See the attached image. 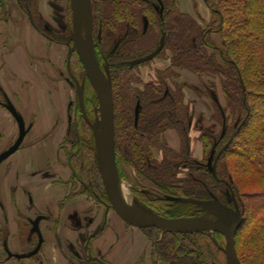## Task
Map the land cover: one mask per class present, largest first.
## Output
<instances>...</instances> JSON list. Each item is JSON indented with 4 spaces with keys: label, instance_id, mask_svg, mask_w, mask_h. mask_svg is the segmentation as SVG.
I'll return each instance as SVG.
<instances>
[{
    "label": "trees",
    "instance_id": "16d2710c",
    "mask_svg": "<svg viewBox=\"0 0 264 264\" xmlns=\"http://www.w3.org/2000/svg\"><path fill=\"white\" fill-rule=\"evenodd\" d=\"M18 1L43 35L51 41L67 42L68 36L49 29L40 17L39 0ZM154 1L163 7L158 17L154 6L144 7L143 0H92L96 56L107 57L114 64L111 74L118 172L129 178L127 169H134L137 181L161 196L155 200L162 204L157 210L166 217H187L196 209L194 203L173 201L168 196L203 200L216 196L225 201L223 192L233 191L237 201L240 198L243 203V223L236 234L239 258L242 264H264V0H206L211 5V19L204 21L205 26L178 10L177 0ZM142 17L149 22L147 29L145 22L141 25ZM71 21L70 18V29ZM152 26L157 31L151 33ZM108 30L114 34L107 35ZM159 33L166 40L156 57L169 51L170 64L157 70L155 80L144 83L134 71L139 64L151 60L134 66L130 62L155 51L160 43L151 48L144 39L150 34L158 37ZM213 33L220 35V43L214 40ZM117 37L122 49L112 54L109 46ZM175 69H188L200 78L210 79L213 89L217 87L215 78H219L226 98L225 105L219 99L212 105L221 132L200 130L203 161L192 155V118L183 84L178 82L181 76ZM88 81L86 87L90 88ZM119 83L125 86L120 94L116 92ZM87 88L85 109L78 104L63 142L67 146V164L73 172V190L80 185L70 196L83 194L97 200L99 195L109 204L96 159L94 131L87 120L92 117ZM139 100L141 111L136 126ZM171 128L179 134V150L170 147L164 137ZM211 154L217 177L211 172L207 176L197 174L193 167L190 178L179 176L184 165L204 166ZM239 174L246 178L241 179ZM141 229L156 243L158 259L163 264H222L225 254L208 232L167 231L159 238L157 227Z\"/></svg>",
    "mask_w": 264,
    "mask_h": 264
},
{
    "label": "crops",
    "instance_id": "0c3cea01",
    "mask_svg": "<svg viewBox=\"0 0 264 264\" xmlns=\"http://www.w3.org/2000/svg\"><path fill=\"white\" fill-rule=\"evenodd\" d=\"M68 9L69 0L38 1L47 27L69 39ZM212 36L221 42L218 33ZM69 55L68 43L43 35L18 0H0V94L16 99L15 107L28 126V149L0 174V264H160L154 243L139 227L86 195L70 196L79 190H73L71 169L64 163L61 170L49 167L70 124ZM179 73L188 84L186 99L201 128L220 133L222 126L201 92L205 78L188 69ZM4 104L0 97L1 126L9 114L16 121ZM195 133L192 155L199 160L204 149ZM165 138L172 148H180V137L172 129Z\"/></svg>",
    "mask_w": 264,
    "mask_h": 264
},
{
    "label": "rangeland",
    "instance_id": "374dc122",
    "mask_svg": "<svg viewBox=\"0 0 264 264\" xmlns=\"http://www.w3.org/2000/svg\"><path fill=\"white\" fill-rule=\"evenodd\" d=\"M90 2L92 4V0H90ZM212 2H213V0H212ZM177 3H178V0H177ZM187 4L189 5L188 8L186 6ZM209 4L210 3L206 4V1H204V0H182L181 4H180V2L178 3L177 9L180 10L181 12H184V13H186L185 11H187V10H193L192 14H190V15L192 17H194L195 19H197L198 21H200L201 24L203 23V25L205 26L204 20H207V22H209L210 19H211V10H210V6L211 5H209ZM148 5L154 6V8L156 9L157 17H158L159 14H161V8H160L159 2L154 1V0H143V6L146 7ZM68 10H69L68 11V15H69L68 17H69V21H70V18L72 20V12H71L70 0H69V9ZM92 10H93V7H92ZM208 11H209L210 15H209V19H206V17L208 16ZM38 13H39V11H38ZM204 17H205V19H204ZM145 19H146V17H142L141 18V20H140L141 21V25H143V22L145 21ZM69 25H70V22H69ZM93 25H94V18H93ZM148 27H149V23L147 25V28ZM145 28H146V24H145ZM71 29H72V21H71ZM71 29L69 28V32L71 31ZM84 30H85L84 32L86 33L87 32V28H85ZM154 30H155V27L152 26L150 32L152 33ZM155 31H157V30H155ZM54 32L58 33V34H61L60 32H57V31H54ZM100 32H101V36H102V30H99V37H101L100 36ZM155 33H157V32H155ZM106 34L107 35L109 34V36H110V34H114V32L108 30ZM218 37L219 36H216V35L214 36V38H216L218 40L217 42H219V38ZM162 38H160V33H159L158 37H154L153 34H150L144 40L147 41L148 45L152 48L153 45L161 43ZM73 44L74 43H71V47L72 48L74 46ZM117 44H118V46H117L116 50L114 51V48H115V46ZM93 45H94V49L96 51L95 34H94ZM109 47H110V53H112V54L113 53L116 54L117 51H120L122 48L120 46L119 37H117L112 43H110ZM167 56H169V51H167L166 55L165 54H163L162 56L159 55L158 57H155V58L151 59V61L146 63V64H141L140 65L139 63L142 62V61L138 62L140 59L131 61L130 64L132 66H134L136 63L139 64L138 68L134 71V73H135V75L137 73L140 74V77L143 80V82L147 83V82H151V81L155 80V78L157 76V70L165 69L170 64L169 58H167ZM105 58H107V57H104L103 59L101 57V58H98V60L101 61L100 62L101 64H104ZM67 63H69V66L66 67V71H67L66 74L68 75L69 68H70L71 69L70 73H72L74 75V77L76 78V80H77V81L73 80V86L72 87H68L66 85V89H68L66 94H69V97H68V116L71 118V121H74L75 113H76L78 104L80 105V107L82 109H85V90L87 88L86 87L87 86L86 81L88 79L89 80L88 82L90 83L89 85H92V87H90L91 89L89 87L87 88V92H88V96L87 97H88V101H89L90 106H91V110L90 111L92 113V117L91 118L88 117L87 120H88V122H89V124H90V126L92 128V124H94L97 120L100 119V101H101V96L98 93V89H97L96 85L93 83V81L90 79V77L86 73V70H85V68H84V66H83V64H82V62L80 60L79 54L77 53L76 50L73 52V54H71L70 57H68ZM131 65H129V66L132 67ZM113 66H114V64H111V68ZM175 70L177 71V73H179L180 69H175ZM179 75H180V73H179ZM125 77H126V75H125ZM69 78H70V75H69ZM70 79H72V78H70ZM214 81L216 82V85H217L216 89H213L211 87L210 79L205 78V85L204 86L206 88H205V90H202L201 92L204 93L205 97H208V101L211 104V106L213 105V102L216 99H219L220 102L223 105H225L226 104V98H225V96L223 94L222 85L220 83V80H219V78H215ZM178 82L183 84V89L182 90H183V92L185 94V90H186V87H188V84L185 82V85H184V82L182 81L181 77H180V79H178ZM137 86H139V85H137ZM190 87L195 90L194 86H190ZM93 89H94L95 93H94ZM124 89H125V86H122V84L119 83V85H117L116 92H117V90H119L118 93L120 94L121 93L120 90H121L122 93H123V91H125ZM81 91L83 92V98L82 99H81ZM0 97H1V99H3V102L5 103L4 106H5V108L7 110H8V107H10L12 105L16 106L15 105L16 99L8 100L6 98V96H5V94L4 95L0 94ZM113 98H114V88H113ZM185 100H186V102H187V104L189 105V108H190V116L192 118V121L190 122V124L192 126L193 139H194L195 134H196L195 132L200 133L199 131L202 130L203 128H201L200 124L197 122V120L193 116L192 107L188 103V100L186 99V94H185ZM212 108H213V106H212ZM213 110H214V108H213ZM114 114H115V103H114ZM20 115H21V113H20ZM8 118L11 119V124L8 123V121H7ZM23 119H24V117H23ZM1 120H2V126H1V123H0V126L2 127L1 129H3V128L4 129L2 131H0V154L2 152H4L5 150H7L16 141V139L18 137V133H19L18 124H17V122L15 120H13V117L10 114L7 115V117H3ZM26 126H27V124H26ZM68 127H69V125H68ZM171 129H172V132H174L175 135L179 136L178 132L175 129H173V128H171ZM67 130H68V128H67ZM92 130H93V128H92ZM115 137H116V130H115ZM164 137H165V134H164ZM165 139H166V142L168 143V145L170 147H172L171 144L169 143L168 139L167 138H165ZM193 139H192V145H193ZM27 142L28 141L24 140L22 145L20 146V148L17 150V153L15 152L13 155L8 157L4 162H2L0 164V174H2V172L4 173L8 169H10V165L15 163V160H16L15 157H20V156H22L25 153V151L28 149ZM63 142H64V140H63ZM63 142L61 143L62 146L60 145V147L58 149L57 156L54 157L53 164H51L52 166L49 165V167H51V169H55L56 171L59 170V169L61 170L64 167H69L68 164H67V159L65 157V153H64V150H65V148L67 146H63V145H65V143H63ZM95 142H96V136H95ZM176 150H179V149H176ZM191 150H192V147H191ZM117 156H119V153H117ZM160 156H161V154H160ZM120 157L124 158L123 155H121ZM204 158H205V154H204V157L202 159H199V160L203 161ZM96 159H97V162L99 164L97 143H96ZM116 161H117V158H116ZM63 163L65 164V166L63 165ZM207 163H208V161L205 162L206 165H204V166H198V165L195 166V165H193L191 163H187V165H184V167L182 168V173H180L179 176L182 177L183 179L190 178V175H191L190 173H191V169H192L191 167H193L195 169L197 174H202V175H206L207 176V174L209 172H211L210 169L208 168ZM127 171L129 173V174H127V176H129V178H124V177L120 176V174H118V176H119V178H118V190H119V193H120L124 203L132 211L137 212V213H141L142 211H150V212L159 214L157 209H159L162 204H161V202H156L155 200L160 199L161 196L159 194L154 193L153 191H150V189L145 188L144 185L140 184L137 181V177L135 176L134 169H131L129 167L127 169ZM225 175H227V172H225ZM242 176L244 178H246V176L243 175V174H239L238 175V177H240L241 179H242ZM79 187H80V185H78V189H79ZM103 187H104V183H103ZM104 190H105V187H104ZM225 192L226 191L223 192L224 193V197H225V201H222L218 197L217 198L219 200H221L223 203L228 204L231 207H233L234 206L233 201H232V199H233V197H232L233 191L230 192V193L228 191L226 193ZM106 197H107V202H109V204H110V201H109L107 195H106ZM146 197L148 199L150 198V200H147ZM88 198L93 200L94 202H96L98 200L100 202L99 204H103V205L107 204L103 200V198L101 196H99V195L96 196L97 200L93 199L91 197H88ZM238 204L241 207L240 208L241 211L243 212V206H242L243 203H242V201H240V198H238ZM195 205H196L195 206L196 209L190 216L180 217V218L199 217V218L209 219V220H218L219 216H221V215L231 216L230 213L224 212L221 209L220 206L215 205V204H210L208 206H199L197 204H195ZM157 230L158 231H157L156 235L159 238H162L164 236V234L168 231V230L161 229V228H157ZM250 231L251 230L247 231V233H245V234L247 235ZM245 234L243 236H245ZM209 235L213 238L214 242L217 244V246L221 250H223V252L225 254V249H226V245H227L226 237L223 234H220V233H209ZM154 247H155V251L157 252L156 243H155ZM236 247H237V242H236ZM249 248L251 249L252 246L248 247V249ZM244 251H245L244 248H242V252L243 253H244ZM157 254H158V252H157ZM160 264H163V263L160 262ZM173 264H177V263L174 262ZM222 264H227V262H226V254H225L224 258H223Z\"/></svg>",
    "mask_w": 264,
    "mask_h": 264
},
{
    "label": "water",
    "instance_id": "95a60500",
    "mask_svg": "<svg viewBox=\"0 0 264 264\" xmlns=\"http://www.w3.org/2000/svg\"><path fill=\"white\" fill-rule=\"evenodd\" d=\"M85 0H70L71 12H72V31L70 39L74 43L73 50H76L79 54L80 60L86 70V73L96 85L95 80L100 81L103 88V97L100 101V119L92 124L94 134L96 136V143L98 149V141L100 138V131H103L105 147H106V161H99V172L102 177L105 192L108 196L111 206L117 212V214L125 220L127 223L137 227H157L172 232H208V233H220L226 237L227 245L225 249L227 264H242L237 247H236V234L243 223V216L236 196L233 197L234 206L231 207L228 204L223 203L216 196L212 199L203 200L197 198L186 197H174L168 196L167 198L177 202H191L199 206H208L215 204L221 207L224 212L230 213L231 216L221 215L218 220H209L199 217L194 218H173L166 217L160 214H156L150 211H142L139 214H135L124 203L118 190V167H117V152H116V138H115V114H114V98H113V82L111 74V64L107 58H105L104 64H101L98 60L94 49V37H93V10L90 3L91 23L85 33L82 27V13ZM31 16V15H30ZM148 22H146V27ZM101 36V32H100ZM118 44L115 46L116 50ZM165 46V37L162 38L160 46L140 59L138 62L151 60L156 57ZM72 80H76L71 73ZM77 81V80H76ZM83 98V92L81 91V99ZM14 118L18 122L19 134L16 141L4 152L0 154V164L8 157L14 154L22 145L28 128L25 120L18 112L15 106L9 107ZM141 111V102L138 101L135 110V125H138L139 116ZM99 150V149H98ZM208 168L214 177H217L216 165L213 164V154H211L208 160ZM39 220L36 221V226Z\"/></svg>",
    "mask_w": 264,
    "mask_h": 264
},
{
    "label": "bare ground",
    "instance_id": "6f19581e",
    "mask_svg": "<svg viewBox=\"0 0 264 264\" xmlns=\"http://www.w3.org/2000/svg\"><path fill=\"white\" fill-rule=\"evenodd\" d=\"M91 23V12H90V3L89 0H85L84 6H83V13H82V27L83 30L85 28H88ZM85 31V30H84ZM95 83L100 91V94L103 97V88L99 80L94 79ZM98 159L101 162L106 161V147H105V141H104V136H103V131H100V138L98 141ZM132 211V210H131ZM135 214H139L137 212L132 211Z\"/></svg>",
    "mask_w": 264,
    "mask_h": 264
},
{
    "label": "flooded vegetation",
    "instance_id": "af4514ba",
    "mask_svg": "<svg viewBox=\"0 0 264 264\" xmlns=\"http://www.w3.org/2000/svg\"><path fill=\"white\" fill-rule=\"evenodd\" d=\"M163 13V12H162ZM145 24H146V22H148V20L147 19H145ZM149 23V22H148ZM145 29H147V27L145 28ZM93 33L95 34V28H94V31H93ZM101 62V61H100ZM72 181V180H71Z\"/></svg>",
    "mask_w": 264,
    "mask_h": 264
}]
</instances>
